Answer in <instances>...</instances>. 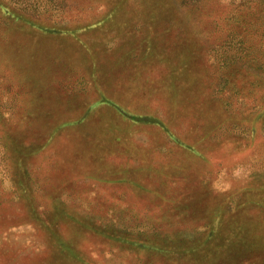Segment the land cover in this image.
<instances>
[{
  "label": "rangeland",
  "instance_id": "374dc122",
  "mask_svg": "<svg viewBox=\"0 0 264 264\" xmlns=\"http://www.w3.org/2000/svg\"><path fill=\"white\" fill-rule=\"evenodd\" d=\"M257 7L0 0V264H264Z\"/></svg>",
  "mask_w": 264,
  "mask_h": 264
},
{
  "label": "trees",
  "instance_id": "16d2710c",
  "mask_svg": "<svg viewBox=\"0 0 264 264\" xmlns=\"http://www.w3.org/2000/svg\"><path fill=\"white\" fill-rule=\"evenodd\" d=\"M257 2H258L257 13L259 15L257 16V21L254 22V24H256V26H257L256 27L257 28V34L260 36V39L257 40V62L260 63L262 61L263 64L262 63L260 64V68L264 69V60L262 59L260 61V58H262V57L264 58V49H263L264 48V13H263V11H264V0H257ZM248 14H250L249 11H244V13L242 15H244L245 18H247ZM230 19H239V15L231 16ZM254 27H255V25L250 24V28H254ZM239 34L240 33H238V32H234L233 33V38L231 37V40H234L236 45L243 46L244 43H243V40L239 39V38H241L239 36ZM260 80H262V79L257 77V83H259ZM261 114L262 113H260V115ZM127 117H131V119H132V116H127ZM134 121H137V119H134ZM138 121H141V120H138ZM148 121H150L148 118H145V119L142 118V122H148ZM62 125L58 126V128L53 129L52 132H51L52 134H50L49 136L55 134L56 132H59ZM169 134H171V133H169ZM37 145H38V143H37ZM34 147H36V144L33 145L30 142V143L25 144V146H22L21 149H22V151L23 150H28V149H29V151H31V149L34 148ZM21 184H22V189L25 191V187L23 186L24 185L23 182H21ZM31 200H32V202L30 204L33 206L34 198L32 197Z\"/></svg>",
  "mask_w": 264,
  "mask_h": 264
}]
</instances>
